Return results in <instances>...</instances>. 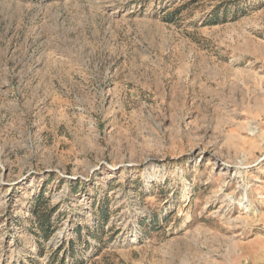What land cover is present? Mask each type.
Returning a JSON list of instances; mask_svg holds the SVG:
<instances>
[{"label":"rangeland","instance_id":"1","mask_svg":"<svg viewBox=\"0 0 264 264\" xmlns=\"http://www.w3.org/2000/svg\"><path fill=\"white\" fill-rule=\"evenodd\" d=\"M0 264H264V0H0Z\"/></svg>","mask_w":264,"mask_h":264},{"label":"trees","instance_id":"2","mask_svg":"<svg viewBox=\"0 0 264 264\" xmlns=\"http://www.w3.org/2000/svg\"><path fill=\"white\" fill-rule=\"evenodd\" d=\"M40 199H38L36 202L39 205L40 204ZM35 215L38 219V221L41 223V225H46L48 223L49 217L48 216H41L38 212H35ZM43 233L45 234V238L48 239L52 236L51 233H46V229H42Z\"/></svg>","mask_w":264,"mask_h":264}]
</instances>
